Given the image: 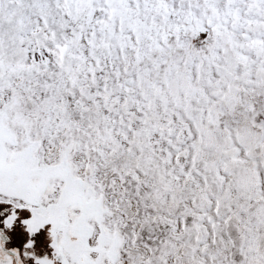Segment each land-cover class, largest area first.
Segmentation results:
<instances>
[{"label": "snow or ice", "instance_id": "1", "mask_svg": "<svg viewBox=\"0 0 264 264\" xmlns=\"http://www.w3.org/2000/svg\"><path fill=\"white\" fill-rule=\"evenodd\" d=\"M0 264H264V0H0Z\"/></svg>", "mask_w": 264, "mask_h": 264}]
</instances>
